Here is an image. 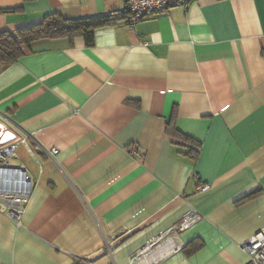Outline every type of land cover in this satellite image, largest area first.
Listing matches in <instances>:
<instances>
[{"label":"crops","instance_id":"obj_1","mask_svg":"<svg viewBox=\"0 0 264 264\" xmlns=\"http://www.w3.org/2000/svg\"><path fill=\"white\" fill-rule=\"evenodd\" d=\"M186 1L131 27L125 0H0V33L116 16L89 45L39 38L0 61V148L32 180L22 225L0 213V264L247 262L264 226V0Z\"/></svg>","mask_w":264,"mask_h":264},{"label":"built area","instance_id":"obj_2","mask_svg":"<svg viewBox=\"0 0 264 264\" xmlns=\"http://www.w3.org/2000/svg\"><path fill=\"white\" fill-rule=\"evenodd\" d=\"M126 23L133 27L138 21L150 14L162 13L178 4H186V0H125ZM57 149H51L54 155ZM138 157L140 153L135 152ZM16 158V144L0 148V213L4 214L16 226L22 225V215L28 204L32 180L21 165L11 162ZM210 185L205 180H199L198 192H204ZM201 218L200 213L192 208L182 217L175 227L182 230ZM248 255L245 264H264V226L251 234L241 244Z\"/></svg>","mask_w":264,"mask_h":264},{"label":"trees","instance_id":"obj_3","mask_svg":"<svg viewBox=\"0 0 264 264\" xmlns=\"http://www.w3.org/2000/svg\"><path fill=\"white\" fill-rule=\"evenodd\" d=\"M115 19V15L68 19L57 13H49L40 23L20 28L15 34L0 33V61L11 62L15 60L22 52L20 44L39 38L66 37L72 41L75 37H82L85 43L89 45L93 42L94 30L113 22ZM197 146L194 147V150H197ZM254 194L255 192H252L244 198Z\"/></svg>","mask_w":264,"mask_h":264},{"label":"rangeland","instance_id":"obj_4","mask_svg":"<svg viewBox=\"0 0 264 264\" xmlns=\"http://www.w3.org/2000/svg\"><path fill=\"white\" fill-rule=\"evenodd\" d=\"M17 152H16V157H17ZM11 162H14L15 163V158L11 159Z\"/></svg>","mask_w":264,"mask_h":264}]
</instances>
